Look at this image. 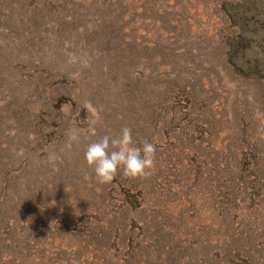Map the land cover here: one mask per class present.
<instances>
[{
	"label": "rangeland",
	"instance_id": "obj_1",
	"mask_svg": "<svg viewBox=\"0 0 264 264\" xmlns=\"http://www.w3.org/2000/svg\"><path fill=\"white\" fill-rule=\"evenodd\" d=\"M0 264H264V0H0Z\"/></svg>",
	"mask_w": 264,
	"mask_h": 264
},
{
	"label": "clouds",
	"instance_id": "obj_2",
	"mask_svg": "<svg viewBox=\"0 0 264 264\" xmlns=\"http://www.w3.org/2000/svg\"><path fill=\"white\" fill-rule=\"evenodd\" d=\"M95 121L87 129L73 127L66 139V149L78 144L82 135L96 136ZM156 146L145 140L142 146H136L132 138V129L124 126L118 135H104L99 140L90 143L85 151V161L94 171L100 185L110 184L118 172L130 180H144L155 170ZM59 157L54 154L48 156V163L53 170L58 171ZM55 202L53 201V204Z\"/></svg>",
	"mask_w": 264,
	"mask_h": 264
}]
</instances>
